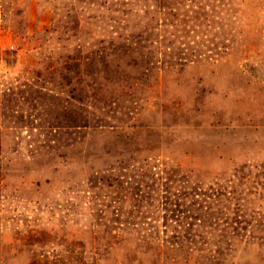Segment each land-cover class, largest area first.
Returning <instances> with one entry per match:
<instances>
[{
  "label": "rangeland",
  "instance_id": "1",
  "mask_svg": "<svg viewBox=\"0 0 264 264\" xmlns=\"http://www.w3.org/2000/svg\"><path fill=\"white\" fill-rule=\"evenodd\" d=\"M0 264H264V0H0Z\"/></svg>",
  "mask_w": 264,
  "mask_h": 264
}]
</instances>
